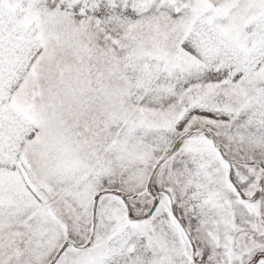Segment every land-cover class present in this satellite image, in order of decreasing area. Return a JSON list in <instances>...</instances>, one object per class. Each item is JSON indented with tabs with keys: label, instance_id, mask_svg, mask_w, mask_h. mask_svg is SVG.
<instances>
[{
	"label": "snow or ice",
	"instance_id": "6c2138e0",
	"mask_svg": "<svg viewBox=\"0 0 264 264\" xmlns=\"http://www.w3.org/2000/svg\"><path fill=\"white\" fill-rule=\"evenodd\" d=\"M0 264H264V0H0Z\"/></svg>",
	"mask_w": 264,
	"mask_h": 264
}]
</instances>
